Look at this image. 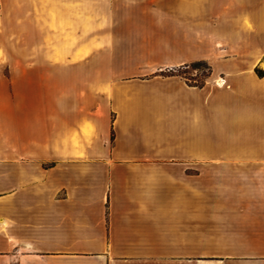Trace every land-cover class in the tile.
<instances>
[{
	"label": "crops",
	"instance_id": "obj_1",
	"mask_svg": "<svg viewBox=\"0 0 264 264\" xmlns=\"http://www.w3.org/2000/svg\"><path fill=\"white\" fill-rule=\"evenodd\" d=\"M0 264H264V0H0Z\"/></svg>",
	"mask_w": 264,
	"mask_h": 264
},
{
	"label": "rangeland",
	"instance_id": "obj_2",
	"mask_svg": "<svg viewBox=\"0 0 264 264\" xmlns=\"http://www.w3.org/2000/svg\"><path fill=\"white\" fill-rule=\"evenodd\" d=\"M201 63L202 64L198 65V67L196 68H192L191 67L192 63H191L189 65L178 67L173 70H177V73H179L180 76L184 78L189 85L193 84L194 81L200 83L202 81H205L209 73V70L207 68L208 66L207 63L204 61H201Z\"/></svg>",
	"mask_w": 264,
	"mask_h": 264
},
{
	"label": "trees",
	"instance_id": "obj_3",
	"mask_svg": "<svg viewBox=\"0 0 264 264\" xmlns=\"http://www.w3.org/2000/svg\"><path fill=\"white\" fill-rule=\"evenodd\" d=\"M200 64H202L201 61L194 62V63L191 64V67H192V68H196V67H198V65H200ZM207 68H208V70H209V67H208V66H207ZM171 71H172V72H171ZM168 72H169L170 74L176 73V74L180 75L179 73H177V70H170V71H168ZM203 84H204V81H202V82H200V83H197V82L194 81L193 84H190V85L201 87Z\"/></svg>",
	"mask_w": 264,
	"mask_h": 264
}]
</instances>
